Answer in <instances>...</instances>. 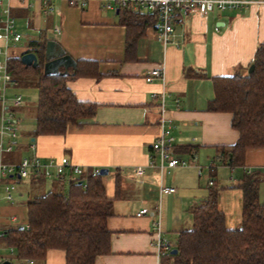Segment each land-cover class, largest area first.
<instances>
[{
  "label": "crops",
  "instance_id": "1",
  "mask_svg": "<svg viewBox=\"0 0 264 264\" xmlns=\"http://www.w3.org/2000/svg\"><path fill=\"white\" fill-rule=\"evenodd\" d=\"M105 2L88 0L81 7L71 0H52L55 9L47 10L43 0H10L17 32L22 34L16 19H24L29 28L40 31L38 38L46 37L63 49L62 57L68 56L69 65L77 60L96 62L99 76H79L67 85L80 101L96 103L97 111L81 126L69 124L65 134L39 135L29 140L20 116L23 102L13 109L18 119L17 143L13 150L0 152V161L15 163L34 155L44 160L67 156L89 170L108 168V174L103 175L108 194H115L117 176L121 191L108 218L110 252L98 256L95 264H162L164 257L158 255L154 241L161 235L177 244L179 233L193 225L192 207L205 200L213 186L217 187L218 206L230 229L241 223L243 191L239 184L246 175L257 174L259 199L264 202V148H248L245 163L230 166L218 156L219 150L235 144L239 132L232 127L230 112L209 108L215 96L213 78L247 68L258 45L264 42V5L254 3L246 9L178 17L168 43L159 40L155 26L143 28L128 53L127 28L120 23L119 8L108 9ZM2 15L0 7V18ZM45 23L54 37L47 38ZM37 35L30 38V43L38 41ZM9 50L12 55L11 46ZM161 66L165 68L164 81L148 82V70ZM29 84L33 81H16L13 87ZM169 120L175 138L174 156L186 159L188 165L168 172L152 167L149 156L162 124L167 126ZM3 140L7 146L11 137L5 135ZM210 162L215 164L213 170L208 167ZM139 167L144 169L142 174L137 172ZM199 167L203 168L202 175ZM70 179L19 181H28L31 186L27 191L39 196L49 191L44 188L46 181L53 180V187H61L67 195ZM163 185L174 186L177 191L162 195ZM22 195L21 191L14 192L9 200L4 194L7 203L0 204V229L15 225L13 217L19 221L16 213L24 201ZM143 207H159L160 211L137 216ZM158 223L159 234L155 230ZM5 260L30 264L0 243V263ZM33 264H68L66 252L50 249L45 259Z\"/></svg>",
  "mask_w": 264,
  "mask_h": 264
},
{
  "label": "trees",
  "instance_id": "2",
  "mask_svg": "<svg viewBox=\"0 0 264 264\" xmlns=\"http://www.w3.org/2000/svg\"><path fill=\"white\" fill-rule=\"evenodd\" d=\"M118 15L127 28L129 53L143 28L155 26L157 14L119 7ZM27 52L37 54L36 66L25 65L22 55L15 54L9 65L17 82L35 78V137L65 134L69 124L81 126L95 116L97 104L80 101L67 82L79 76H99L96 62L77 60L47 73L46 46L32 47ZM251 64H255L252 72L237 71L213 78L215 96L209 108L230 112L232 127L239 132L236 143L222 147L218 154L233 167L245 163L248 148H264V42L258 45L248 68ZM239 186L243 191L240 226L227 227L226 216L218 206L217 187L213 186L207 198L192 207L193 225L179 233L175 246L178 252L164 257L167 264H264V202L259 199L257 174L246 175ZM120 191L118 176L113 196L108 194L101 174L73 177L67 195L49 190L31 198L27 202L29 228L11 225L0 229V243L13 247L20 260H43L48 250L62 249L68 264H95L98 256L110 252L112 231L108 218Z\"/></svg>",
  "mask_w": 264,
  "mask_h": 264
},
{
  "label": "built area",
  "instance_id": "3",
  "mask_svg": "<svg viewBox=\"0 0 264 264\" xmlns=\"http://www.w3.org/2000/svg\"><path fill=\"white\" fill-rule=\"evenodd\" d=\"M52 0H43L47 10H54L55 6L51 4ZM78 3L81 7L86 6L88 0H71ZM10 0H0V7L3 15L0 18V57L4 56V61H0V152L11 151L17 143L18 119L14 114L15 108L22 105V95H15L12 100H8L7 91L10 86L16 84V80L10 71V44H16L21 40L22 34L15 29V18L11 13ZM7 3V4H6ZM254 3H261L264 5V0H106L105 7L108 9L131 8L137 11H151L157 14V21L155 29L160 41L164 43L170 42L175 32V22L178 17H186L192 14L206 15L214 10H236L246 9ZM155 79H165V68L163 66L148 70L146 80L152 82ZM155 96V94H154ZM162 103L165 101L164 93L161 95ZM163 105V104H162ZM164 121V120H163ZM11 137L9 145H4L3 136ZM175 138L172 135V123L168 121V125L164 123L161 126L160 136L152 143L153 152L149 156V163L152 167H157L164 171H170L178 166L188 165L186 159H179L174 156ZM211 170L215 168V164L211 162L208 166ZM143 168L139 167L137 172L142 174ZM100 168L86 169L83 166L71 161L67 156L52 157L49 159H42L39 155L32 157H23L20 161L15 163H6L0 161V193L3 188L5 197L12 200L15 184H4L7 180L14 179H30V178H64L65 176L79 177L88 175L101 174ZM203 168L199 167L198 173L202 175ZM213 181H210L212 184ZM177 190L174 186L161 187V194L167 195L175 193ZM157 211L159 207L151 209L143 207L137 212V216L147 215L151 212ZM14 222L18 220L13 217ZM24 227L29 228L28 223L23 224ZM158 232L161 231V226L158 223L155 227ZM2 233L0 232V237ZM157 247L158 255L166 257L171 254L173 245L165 237L158 235L154 241ZM11 253H15L13 247H10ZM30 264L35 262L34 259H26Z\"/></svg>",
  "mask_w": 264,
  "mask_h": 264
},
{
  "label": "rangeland",
  "instance_id": "4",
  "mask_svg": "<svg viewBox=\"0 0 264 264\" xmlns=\"http://www.w3.org/2000/svg\"><path fill=\"white\" fill-rule=\"evenodd\" d=\"M110 12H114L112 10H107ZM26 21L24 19L21 18H17L16 19V24H17V28L22 32L23 34V38L21 41H19L16 44L11 43L10 46L12 48V53L15 55H23V53H26L30 48L32 47H36L37 49L41 48L43 45L48 46V42L46 41V37L44 38H38V35L40 33V31H37L35 29L29 28L27 23H25ZM43 28L46 29V36L48 37H54V34L48 29L49 27L47 26V24L45 23L43 25ZM35 35H37V42L38 45L36 46H32L30 45V38L33 37ZM49 55H53V56H59L60 53V47L57 45H54V47L51 48V50L49 52H47ZM47 56V54H46ZM59 57H62V55H60ZM4 56L0 57V61H4ZM58 62L52 66V70H57L58 67ZM247 70H249V68H245L241 71V73L246 72ZM30 80L33 81V84H29V85H24L21 87H9L8 91H7V98L8 100H12L15 95H22L23 97V101H24V110L23 113H20L21 119H22V127L25 126V138H28L29 140H31L34 137V133L31 135L30 131H33L35 129V117H36V106H37V101H38V89L34 83L35 78H31ZM0 114H1V104H0ZM20 133V132H19ZM18 140V139H17ZM8 153V152H7ZM5 152V154H7ZM25 154H29V152H26ZM6 156V155H5ZM211 163V162H210ZM209 163V164H210ZM209 166V165H208ZM4 184H15L16 189L14 190V192H18L21 191L23 193L22 195V199L24 200L22 205L20 206L19 211L16 213L19 216V221L15 223V225H23L26 222L27 219V212H26V206H27V202L33 198L35 196L34 193H29L27 190L30 188L31 184L28 181H19L17 179L14 180H7L4 182ZM44 188L46 190H57V191H61L62 188L59 186H55L53 187V180H47L46 184L44 185ZM4 190L2 188L1 190V194H0V204H4L7 203V201L4 200ZM18 206V207H19ZM2 227V225H1ZM173 248H175L176 243H172ZM6 253V250H5ZM162 262L164 264H167V259L162 258ZM18 262L15 260L13 261V264H17Z\"/></svg>",
  "mask_w": 264,
  "mask_h": 264
},
{
  "label": "water",
  "instance_id": "5",
  "mask_svg": "<svg viewBox=\"0 0 264 264\" xmlns=\"http://www.w3.org/2000/svg\"><path fill=\"white\" fill-rule=\"evenodd\" d=\"M54 45H57L54 41H49L48 42V46L46 48V54H47V63H46V66H45V71L48 73L50 71H53L51 68L53 65H55L57 62L59 63L58 64V67L60 65H69L70 61H69V58L68 56H65V57H59L60 55H62L64 53L63 49L60 47V53H59V56H53V55H49L47 52H49L51 50L52 47H54ZM21 60L22 62L25 64V65H33V66H36L38 64V56L35 52H27L25 54L22 55L21 57ZM57 67V69H58ZM254 67H255V64H251L250 67H249V72H252L254 70ZM108 171L109 169L108 168H101V175H106L108 174ZM83 181L81 180L80 183H82ZM23 227V226H21ZM178 252V249L177 248H174L172 249L171 253L172 254H176ZM1 264H11V261L9 260H5L3 261Z\"/></svg>",
  "mask_w": 264,
  "mask_h": 264
}]
</instances>
